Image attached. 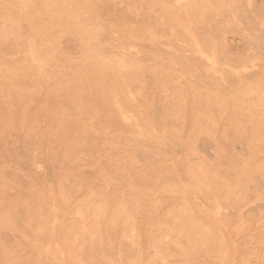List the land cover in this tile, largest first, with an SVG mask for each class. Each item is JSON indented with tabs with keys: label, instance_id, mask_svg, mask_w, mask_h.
<instances>
[{
	"label": "rangeland",
	"instance_id": "1",
	"mask_svg": "<svg viewBox=\"0 0 264 264\" xmlns=\"http://www.w3.org/2000/svg\"><path fill=\"white\" fill-rule=\"evenodd\" d=\"M84 1H0V264H264V0Z\"/></svg>",
	"mask_w": 264,
	"mask_h": 264
},
{
	"label": "bare ground",
	"instance_id": "2",
	"mask_svg": "<svg viewBox=\"0 0 264 264\" xmlns=\"http://www.w3.org/2000/svg\"><path fill=\"white\" fill-rule=\"evenodd\" d=\"M0 1H1V0H0ZM15 1H16V0H15ZM32 1H33V0H32ZM34 1H35V0H34ZM40 1H41V0H39V2H40ZM43 1H44V0H43ZM82 1H84V0H82ZM104 1H105V0H104ZM104 1H103V3L106 2V1H105V2H104ZM139 1H140V0H139ZM178 1H179V0H178ZM193 1H194V0H193ZM46 2H47V1H46ZM49 2H50V1H49ZM61 2H62V1H61ZM63 2H64V1H63ZM65 2H66V1H65ZM69 2H71V1H69ZM84 2H85V1H84ZM114 2H115V1H113V4H114ZM141 2H142V0H141ZM14 3H15V2H14ZM18 3H19V2H18ZM21 3H22V2H21ZM24 3H25V2H24ZM44 3H45V2H44ZM75 3H76V2H75ZM110 3H111V2H110ZM118 3H120V2H117L116 4H118ZM142 3H143V2H142ZM34 4H35V3H34ZM50 4H52V2H51ZM60 4H61V3H60ZM81 4H82V3H81ZM90 4H91V3H90ZM127 4H128V3H127ZM176 4H177V3H176ZM12 5H13V3H12ZM40 5L43 6L42 4H40ZM45 5H46V4H45ZM47 5H48V4H47ZM52 5H54V4H52ZM62 5H63V3H62ZM68 5H69V4H68ZM83 5H84V4H83ZM103 5H104V4H103ZM118 5H119V4H118ZM118 5H117V6H118ZM123 5H124V3H123ZM123 5H122V6H123ZM179 5H180V4H179ZM197 5H198V4H197ZM37 6H38V4H37ZM99 6H101V5H99ZM113 6H114V5H113ZM177 6H178V4H177ZM209 6H210V5H209ZM212 6H213V5H212ZM0 7H1V5H0ZM3 7H4V6H3ZM6 7H7V6H6ZM20 7H21V6H20ZM23 7H24V6H23ZM77 7H78V6H77ZM84 7H85V6H84ZM87 7H89V6H87ZM101 7H102V6H101ZM178 7H179V6H178ZM11 8H12V7H11ZM14 8H15V7H14ZM35 8H36V7H35ZM50 8H51V7H50ZM59 8H60V7H59ZM61 8H62V6H61ZM80 8H82V7L80 6ZM89 8H90V7H89ZM106 8L108 9L107 6H106ZM111 8H112V7H111ZM8 9H9V8H8ZM15 9H16V8H15ZM38 9H39V8H38ZM45 9H46V8H45ZM64 9H65V8H64ZM69 9H70V8H69ZM71 9H72V8H71ZM112 9H113V8H112ZM112 9H111V12H112ZM120 9H121V8H120ZM123 9L125 10L126 8H124V6H123ZM135 9H136V7H135ZM172 9H173V7H172ZM199 9H200V8H199ZM5 10H6V9H5ZM51 10H53V9H51ZM57 10H58V9H57ZM72 10L74 11V9H72ZM72 10H71V11H72ZM92 10H93V9H92ZM118 10H119V9H118ZM133 10H134V9H133ZM175 10H176V8H175ZM6 11H7V10H6ZM13 11H14V10H13ZM93 11H94V10H93ZM96 11H97V10H96ZM184 11H185V9H184ZM188 11H189V10H188ZM2 12H3V11L1 10V13H2ZM16 12H17V11H16ZM46 12H47V11H46ZM56 12H58V11H56ZM64 12H65V11H64ZM69 12H70V11H69ZM98 12H99V13H102V12H100V11H98ZM105 12H106V11H105ZM107 12H108V11H107ZM123 12H124V11H123ZM123 12H122V13H123ZM126 12H127V10H126ZM131 12H132V10H131ZM136 12H137V11H136ZM138 12H139V10H138ZM176 12H177V10H176ZM178 12H179V10H178ZM10 13H11V12H10ZM73 13H74V12H73ZM99 13H98V14H99ZM108 13H109V12H108ZM189 13H190V12H189ZM197 13H199V12H197ZM3 14H4V13H3ZM20 14H21V13H20ZM47 14H48V12H47ZM83 14H84V13H83ZM131 14H132V13H131ZM134 14H135V13H134ZM181 14H182V13H181ZM195 14H196V13H195ZM6 15H7V14H6ZM8 15H9V14H8ZM14 15H15V14H14ZM16 15H18V14L16 13ZM21 15L23 16V14H21ZM24 15H25V14H24ZM43 15H44V14H42V16H43ZM74 15H76V14H74ZM102 15H103V13H102ZM188 15H189V14H188ZM2 16H3V15H2ZM11 16H12V15H11ZM47 16H48V15H47ZM50 16H51V15H50ZM52 16H53V15H52ZM66 16H67V15H66ZM77 16H78V15H77ZM77 16H76V17H77ZM90 16H92V14H91ZM99 16H100V15H99ZM142 16H143V15H142ZM172 16H173V15H172ZM185 16H186V14H185ZM0 17H1V16H0ZM7 17H8V16H7ZM16 17H17V16H15V18H16ZM30 17H31V16H30ZM39 17H40V16H39ZM45 17H46V15L44 16V18H45ZM60 17H61V16H60ZM67 17H68V16H67ZM76 17H75V18H76ZM187 17H188V16H187ZM11 18H12V17H11ZM20 18H22V17L20 16ZM31 18H32V17H31ZM46 18H48V17H46ZM55 18H56V17H55ZM95 18H96V16H95ZM110 18H111V17H110ZM119 18H120V17H119ZM132 18H133V17H132ZM134 18H135V17H134ZM140 18H141V17H139V19H140ZM162 18H163V17H162ZM170 18H171V17H170ZM174 18H175V17H174ZM185 18H186V17H185ZM188 18H190V15H189ZM188 18H187V19H188ZM3 19H4V18H3ZM7 19H8V18H7ZM13 19H14V18H13ZM13 19H11V20H13ZM23 19H24V18H23ZM29 19H30V18H29ZM57 19H58V18H57ZM65 19H66V18H65ZM65 19H64V20H65ZM67 19H68V18H67ZM135 19H136V18H135ZM135 19H134V20H135ZM175 19H176V18H175ZM4 20H5V19H4ZM9 20H10V19H9ZM9 20H8V21H9ZM20 20H22V19H20ZM26 20H27V19H26ZM26 20H23V23H25ZM49 20H50V19H49ZM79 20H80V19H79ZM79 20H78V21H79ZM82 20H83V19H82ZM94 20H95V19H94ZM136 20H137V19H136ZM140 20H141V19H140ZM181 20H183V19H181ZM181 20L178 21V19H176V22H177V21L180 22ZM190 20H191V18H190ZM190 20H189V21H190ZM192 20H193V19H192ZM24 21H25V22H24ZM52 21H53V20H52ZM67 21H68V20H67ZM103 21H104V20H103ZM142 21H143V20H142ZM147 21H148V19H147ZM149 21H151V20H149ZM160 21H161V20H160ZM0 22H1V21H0ZM4 22H5V21H4ZM4 22H3V23H4ZM9 22H10V21H9ZM15 22H16V21H15ZM40 22H41V21H40ZM46 22H47V21H46ZM48 22H49V21H48ZM55 22H56V20H55ZM61 22H62V21H61ZM71 22H72V21H71ZM108 22H109V21H108ZM140 22H141V21H140ZM143 22H144V21H143ZM143 22H142V23H143ZM162 22H163V21H162ZM178 22H177V23H178ZM183 22H184V21H183ZM185 22H186V21H185ZM185 22H184V23H185ZM3 23H2V24H3ZM7 23H8V22H7ZM20 23H22V22H20ZM28 23H29V21H28ZM32 23H33V22H32ZM49 23H52V22H49ZM73 23H75V22H73ZM96 23H97V22H96ZM144 23H145V22H144ZM149 23L152 24L153 22H149ZM155 23H156V22H155ZM190 23H191V22H190ZM2 24H0V26H1L0 31L2 30V27L4 28V26H5L6 23L4 24V26H2ZM29 24H31V23H29ZM29 24H28V25H29ZM44 24H45V23H44ZM46 24H47V23H46ZM62 24H63V23H62ZM103 24H104V23H103ZM106 24H108V23H106ZM106 24H105V25H106ZM153 24H154V23H153ZM181 24H182V22H181ZM181 24H180V26H181ZM10 25H11V24H10ZM34 25H35V24H34ZM49 25H50V24H49ZM98 25H99V24H98ZM110 25H111V24H110ZM186 25H187V24H186ZM186 25H185V26H186ZM7 26H9V25H7ZM11 26H12V25H11ZM18 26H19V25H18ZM18 26H17V27H18ZM54 26H55V25H54ZM54 26H53V27H54ZM95 26H96V25H95ZM149 26H150V25H149ZM161 26H162V25H161ZM178 26H179V24H178ZM185 26H184V27H185ZM187 26H188V25H187ZM9 27H10V26H9ZM9 27H8V28H9ZM36 27H37V26H36ZM38 27H39V26H38ZM55 27H58V26L56 25ZM76 27H77V26H76ZM184 27H183V28H184ZM14 28H16V27L14 26V27H13V30H14ZM60 28H61V27H60ZM63 28H64V27H63ZM65 28H66V27H65ZM77 28H78V27H77ZM115 28H116V27H115ZM117 28H118V27H117ZM158 28H159V27H158ZM176 28H178V27H177V24H176ZM6 29H7V28H6ZM6 29H5V30H6ZM27 29L29 30V28H27ZM49 29H50V28H49ZM85 29H86V28H85ZM95 29H96V28H95ZM156 29H157V28H156ZM178 29H179V28H178ZM178 29H177V30H178ZM189 29H191V27H190ZM5 30H4V31H5ZM10 30H11V29H10ZM18 30H19V29H18ZM37 30H38V29H37ZM50 30H51V29H50ZM65 30H67V28H66ZM72 30H74V29H72ZM76 30H78V29H76ZM99 30H100V29H99ZM115 30H117V29H115ZM2 31H3V30H2ZM30 31H32V29H31ZM44 31H45V30H44ZM79 31H80V30H79ZM155 31H156V30H155ZM182 31H183V30H182ZM7 32H8V31H7ZM12 32H13V31H12ZM16 32H17V31H16ZM18 32H19V31H18ZM61 32H62V31H61ZM96 32H97V31H96ZM104 32H105V30H104ZM156 32H157V31H156ZM186 32H187V31H186ZM5 33H6V32H5ZM10 33H11V32H10ZM31 33H32V32H31ZM59 33H60V32H59ZM157 33H158V32H157ZM13 34H14V33H13ZM17 34H18V33H17ZM42 34H43V33H42ZM42 34H41V35H42ZM72 34H73V33H72ZM154 34H155V32H154ZM174 34H175V33H174ZM185 34H186V33H185ZM0 35H2V32H1ZM7 35H8V34H7ZM19 35H20V34H18V37H17V38H19ZM25 35H26V34H25ZM44 35H45V34H44ZM67 35H69V34H67ZM87 35H88V33H87ZM156 35H157V34H156ZM163 35H164V34H163ZM5 36H6V35H5ZM8 36H9V35H8ZM36 36H37V35H36ZM42 36H43V35H42ZM71 36H72V35H71ZM90 36H91V35H90ZM9 37H10V36H9ZM9 37H8L7 39H9ZM29 37H31V36H29ZM37 37H39V36H37ZM69 37H70V36H69ZM72 37H73V36H72ZM85 37H86V36H85ZM99 37H100V36H99ZM116 37H117V36H116ZM17 38H15V39L17 40ZM26 38H27V37H26ZM31 38H32V37H31ZM44 38H45V37H44ZM65 38H66V37H65ZM165 38H166V37H164L163 39H165ZM4 39L7 40L6 38H4ZM10 39H11V38H10ZM20 39H21V38H20ZM24 39H25V38H24ZM27 39H28V38H27ZM29 39H30V38H29ZM39 39H40V38H39ZM87 39H88V38H87ZM118 39H119V38H118ZM191 39H192V38H191ZM191 39H190V40H191ZM194 39H195V38H193L192 41H193ZM1 40H2V39H1ZM5 40H4V41H5ZM13 40H14V39H13ZM18 40H19V39H18ZM30 40H31V39H30ZM32 40H33V39H32ZM79 40H80V39H79ZM159 40H160V38H159ZM161 40H162V39H161ZM161 40H160V42H161ZM10 41H11V40H10ZM10 41H9V42H10ZM23 41H24V40H23ZM28 41H29V40H27V42H28ZM41 41H42V40H41ZM41 41H40V42H41ZM83 41H84V40H83ZM90 42H91V41H90ZM124 42H125V41H124ZM135 42H136V41H135ZM162 42H163V41H162ZM11 43H12V42H11ZM34 43H35V42H34ZM50 43H51V42H50ZM57 43H58V42H57ZM115 43H116V42H115ZM138 43H139V42H138ZM1 44H2V43H1ZM18 44H19V43H18ZM39 44H40V43H39ZM43 44H44V43H43ZM46 44H47V43H46ZM155 44H156V43H155ZM160 44H161V43H160ZM34 45H36V44H34ZM41 45H42V44H41ZM91 45H92V44H91ZM123 45H124V44H123ZM149 45H150V44H149ZM158 45H159V44H158ZM193 45H194V44H193ZM193 45H192V46H193ZM215 45H216V44H215ZM215 45H214V46H215ZM2 46H4V45H2ZM10 46H11V45H10ZM29 46H31V45H29ZM38 46H39V45H37V47H38ZM43 46H44V45H43ZM47 46H48V45H47ZM57 46H58V45H57ZM79 46H80V45H79ZM81 46H83L82 43H81ZM154 46H155V45H154ZM195 46H197V48H198L197 42H196V45H195ZM119 47H120V46H119ZM143 47H144V46H143ZM146 47H147V46H146ZM215 47H216V46H215ZM215 47H214V48H215ZM4 48H5V47H4ZM12 48H13V47H12ZM12 48H11V50H12ZM15 48H16V47H15ZM50 48H51V47H50ZM78 48H80V47H78ZM83 48H84V47H83ZM86 48H87V47H86ZM90 48H91V47H90ZM107 48H108V47H107ZM150 48H151V47H150ZM152 48H153V47H152ZM156 48H157V47H156ZM156 48H155V49H156ZM212 48H213V46H212ZM214 48H213V50H214ZM31 49H32V48H31ZM34 49H35V46H34ZM209 49H210V48H209ZM217 49H218V48H217ZM1 50H2V49H1ZM1 50H0V51H1ZM19 50H20V49H19ZM19 50H18V51H19ZM29 50H30V49H29ZM53 50H54V49H53ZM53 50H51V51H53ZM90 50H91V49H90ZM130 50H131V49H130ZM196 50H197V49H196ZM20 51H21V50H20ZM26 51H27V50H26ZM33 51H34V50H33ZM77 51H78V50H77ZM80 51H81V49H80ZM96 51H97V50H96ZM114 51H115V50H114ZM124 51H125V50H124ZM131 51H132V50H131ZM144 51H145V50H144ZM1 52H2V51H1ZM3 52H4V51H3ZM9 52H11L10 49H9ZM16 52H17V51H16ZM34 52H35V51H34ZM47 52H48V51H47ZM82 52H83V51H82ZM84 52H85V51H84ZM132 52H134V51H132ZM132 52H130V53H132ZM153 52H154V51H153ZM195 52L197 53V51H195ZM215 52H216V51H215ZM218 52H219V51H218ZM222 52H223V51H222ZM5 53H6V52H5ZM7 53H8V52H7ZM27 53H28V52H27ZM45 53H46V51H45ZM53 53H54V52H53ZM86 53H87V51H86ZM91 53H92V52H91ZM141 53H142V52H141ZM147 53H148V52H147ZM200 53H201V52H200ZM202 53H203V52H202ZM1 54H2V53H1ZM31 54H32V53H31ZM46 54H47V53H46ZM56 54H57V52H55V54H54L53 56H51V57H54ZM59 54H60V53H59ZM81 54H83V53H81ZM89 54H90V53H89ZM94 54H95V53H94ZM137 54H138V53H137ZM143 54H144V53H143ZM160 54H161V53H160ZM198 54H199V53H198ZM209 54H210V52H209ZM2 55L4 56V54H2ZM6 55H7V54H6ZM20 55H21V54H20ZM29 55H30V54H29ZM32 55H33V54H32ZM32 55H31V56H32ZM49 55H51V53H50ZM62 55L64 56V55H66V54L63 53ZM78 55H79V54H78ZM83 55H84V54H83ZM122 55H123V54H122ZM199 55L201 56V54H199ZM206 55H207V54H206ZM211 55H213V53H211ZM21 56H23V55H21ZM33 56H34V55H33ZM33 56H32V57H33ZM47 56H48V55H47ZM66 56L69 57L68 55H66ZM76 56H77V55H76ZM92 56H93V55H92ZM94 56H95V55H94ZM94 56H93V57H94ZM103 56H104V55H103ZM108 56H109V55H108ZM116 56H117V54H116ZM123 56H125V55H123ZM142 56H143V55H142ZM147 56H148V55H147ZM149 56H150V55H149ZM6 57H7V56H6ZM13 57H14V56H13ZM15 57H16V56H15ZM15 57H14V58H15ZM26 57H27V56H26ZM26 57H25V58H26ZM48 57H50V56H48ZM64 57H65V56H64ZM67 57H66V58H67ZM79 57H80V56H79ZM79 57H78V58H79ZM81 57H82V56H81ZM84 57L86 58L85 55H84ZM84 57H83V58H84ZM87 57H88V56H87ZM105 57H106V56H105ZM144 57H145V56H144ZM150 57H153V56H150ZM201 57H202V58H206V56H204V57L201 56ZM17 58H18V56H17ZM19 58H20V57H19ZM25 58H24V59H25ZM27 58H28V57H27ZM45 58H46V57H45ZM66 58H65V59H66ZM119 58H121V57H119ZM147 58H148V57H147ZM212 58H214V57H212ZM212 58H211V59H212ZM6 59H7V58H6ZM11 59H12V58H11ZM28 59H29V58H28ZM33 59H34V58H33ZM54 59H55V58H54ZM62 59H63V58H62ZM109 59H110V57H109ZM150 59H151V58H150ZM153 59H154V58H153ZM15 60H16V59H15ZM41 60H42V59H41ZM56 60H57V59H56ZM79 60H80V59H79ZM141 60H142V59H141ZM205 60H206V59H205ZM10 61H11V60H10ZM13 61H14V60H12V62H13ZM16 61H17V60H16ZM18 61H19V60H18ZM22 61H23V60H22ZM28 61H29V60H28ZM39 61H40V60H39ZM49 61H50V60H49ZM51 61H52V60H51ZM62 61H63V60H62ZM62 61H61V62H62ZM70 61H72V60H70ZM82 61H83V60H82ZM85 61H86V60H85ZM116 61H117V60H116ZM213 61H214V59H213ZM4 62H6V61H4ZM14 62H15V61H14ZM19 62H20V61H19ZM40 62L42 63V61H40ZM55 62H56V61H55ZM58 62H59V61H58ZM130 62H131V61H130ZM132 62H133V61H132ZM161 62H162V60H161ZM217 62H219V61H217ZM1 63H2V62H1ZM8 63H9V62H8ZM15 63H16V62H15ZM33 63H34V62H33ZM43 63H44V62H43ZM49 63H51V62H49ZM49 63H48V64H49ZM67 63H68V62H67ZM95 63H96V62H95ZM99 63H100V62H99ZM109 63H111V62H109ZM211 63H212V62H211ZM214 63H215V62H214ZM18 64H19V63H18ZM86 64H87V63H86ZM96 64H98V63H96ZM117 64H119V63H117ZM122 64H123V63H122ZM147 64H148V63H147ZM159 64H160V63H159ZM2 65H3V64H1V66H2ZM8 65H9V64H8ZM20 65H21V64H20ZM25 65H26V64H25ZM49 65H50V64H49ZM49 65H48V66H49ZM54 65H55V64H53L52 66H54ZM108 65H109V64H108ZM108 65H107V66H108ZM120 65H121V64H120ZM153 65H154V64H153ZM219 65H220V64H219ZM17 66H18V65H17ZM59 66H60V64H59ZM59 66H58V68H59ZM66 66H67V65H66ZM70 66H71V63H70ZM73 66H74V65H73ZM80 66H81V65H80ZM86 66H87V65H86ZM103 66H104V65H103ZM158 66H159V65H158ZM213 66H216V65H213ZM15 67H16V65H15ZM21 67H22V66H21ZM61 67H63V66H61ZM92 67H93V66H92ZM109 67H110V66H109ZM117 67H118V66H117ZM127 67H128V66H127ZM134 67H135V66H134ZM136 67H137V66H136ZM211 67H212V66H211ZM216 67H217V66H216ZM219 67H223L222 64H221V66H219ZM1 68H2V67H1ZM9 68H10V67H9ZM12 68H13V67H12ZM17 68H18V67H17ZM24 68H25V67H24ZM44 68H45V67H44ZM51 68H52V67H51ZM55 68H56V67H55ZM67 68H69V67H67ZM119 68H120V67H119ZM10 69H11V68H10ZM10 69H9V70H10ZM26 69H27V68H26ZM30 69H31V68H30ZM49 69H50V67H49ZM72 69H73V68H72ZM81 69H82V68H81ZM88 69H89V68H88ZM116 69H117V68H116ZM126 69H127V68H126ZM134 69H135V68H134ZM231 69H232V68H231ZM39 70H40V69H39ZM47 70H48V69H47ZM54 70H56V69H54ZM75 70H77V69H75ZM222 70H223V68H222ZM229 70H230V69H229ZM232 70H233V69H232ZM49 71H50V70H49ZM51 71H52V70H51ZM59 71H61V70H59ZM67 71H68V70H67ZM73 71H74V70H73ZM83 71H84V70H83ZM83 71H82V72H83ZM90 71H92V70H90ZM121 71H123V70H121ZM223 71H226V70H223ZM53 72H54V71H53ZM74 72H75V71H74ZM235 72H236V71H235ZM51 73H52V72H51ZM62 73L65 74L63 71H62ZM75 73H76V72H75ZM77 73H78V72H77ZM85 73H86V72H85ZM90 73H91V72H90ZM150 73H151V72H150ZM11 74H12V72H11ZM26 74H27V73H26ZM56 74H57V73H56ZM127 74H128V73H127ZM134 74H135V73H134ZM212 74H213V73H212ZM221 74H222V73H221ZM53 75H54V74H53ZM53 75H51L52 78H54ZM88 75H89V73H88ZM91 75H94V74H91ZM117 75H118V74H117ZM152 75H153V72H152ZM224 75H225V73H224ZM224 75H223V76H224ZM236 75H238V73H236ZM236 75H235V76H236ZM20 76H21V75H20ZM56 76H58V75H56ZM64 76H65V75H64ZM94 76H95V75H94ZM120 76H121V75H120ZM132 76H133V75H132ZM217 76H218V75H217ZM0 77H1V76H0ZM44 77H45V76H44ZM47 77H48V76H47ZM75 77H77V75H76ZM121 77H122V76H121ZM220 77H221V76H220ZM50 78H51V77H50ZM52 78H51V79H52ZM56 78H57V77H56ZM56 78H55V80H56ZM62 78H64V77H62ZM65 78H67V77H65ZM224 78H226V77H224ZM57 79H58V78H57ZM59 79H60V78H59ZM70 79H71V78H70ZM72 79H73V78H72ZM78 79H79V76H78ZM92 79H93V76H92ZM136 79H137V78H136ZM221 79H222V77H221ZM221 79H220V80H221ZM26 80H27V78H26ZM26 80H25V81H26ZM41 80H42V79H41ZM61 80H62V79H61ZM61 80H60V81H61ZM63 80H65V79H63ZM93 80H94V79H93ZM225 80H226V79H225ZM56 81H57V80H56ZM56 81H55V82H56ZM80 81H81V80H80ZM108 81H109V80H108ZM128 81H129V80H128ZM2 82H3V80H2ZM6 82H7V81H6ZM26 82H27V81H26ZM36 82H37V81H36ZM50 82H51V81H50ZM53 82H54V81H53ZM53 82H51V83H53ZM62 82H63V81H62ZM69 82H70V80H69ZM226 82H227V80H226ZM226 82H225V83H226ZM51 83H50V84H51ZM56 83H57V82H56ZM72 83H74V82H72ZM72 83H71V84H72ZM223 83H224V81H223ZM225 83H224V84H225ZM258 83H259V82H258ZM28 84L31 85V83H28ZM58 84H59V83H58ZM111 84H114V83L112 82ZM210 84H211V83H210ZM1 85H2V84H1ZM8 85H9V84H8ZM10 85H11V84H10ZM10 85H9V86H10ZM54 85H55V83H54ZM59 85H60V84H59ZM59 85H58V86H59ZM83 85H84V84H83ZM124 85H125V84H124ZM133 85H134V83H133ZM263 85H264V84H263ZM56 86H57V84H56ZM56 86L54 87V90L60 88V87H56ZM60 86H61V85H60ZM79 86H81V85H79ZM89 86H90V85H89ZM91 86H92V85H91ZM211 86H212V84H211ZM220 86H221V85H220ZM242 86H243V85H242ZM61 87H62V86H61ZM63 87H65V86H63ZM84 87H85V86H84ZM86 87H87V86H86ZM98 87H99V86H98ZM112 87H113V85H112ZM137 87H138V86H137ZM142 87H143V86H142ZM142 87H141V88H142ZM41 88H44V87H41ZM47 88H48V87H47ZM51 88H52V87H51ZM55 88H56V89H55ZM67 88H68V87H67ZM80 88H81V87H80ZM87 88H88V87H87ZM113 88H115V87H113ZM222 88H223V87H222ZM122 89H123V88H122ZM63 90H64V89H63ZM65 90H66V89H65ZM68 90H69V89H68ZM79 90H80V89H79ZM81 90H82V88H81ZM97 90H98V89H97ZM126 90H127V89H126ZM128 90H129V89H128ZM236 90H237V89H236ZM243 90H244V88H243ZM245 90H248V89H245ZM9 91H10V90H9ZM58 91H59V89H58ZM87 91H88V90H87ZM104 91H105V90H104ZM237 91H238V90H237ZM239 91H240V90H239ZM60 92H61V90H60ZM65 92H67V91H65ZM68 92H69V91H68ZM70 92H71V91H70ZM75 92H76V91H75ZM85 92H86V91H85ZM110 92H111V91H110ZM244 92H245V91H244ZM254 92H255V91H254ZM1 93H2V91H1ZM48 93L50 94L51 91L48 92ZM72 93H73V92H72ZM95 93H96V92H95ZM101 93H103V95H104V92H101ZM119 93H120V92H119ZM129 93H130L129 96H131V92H129ZM235 93H236V92H235ZM63 94H64V93H63ZM69 94H70V93H69ZM73 94H74V93H73ZM76 94H77V93H76ZM112 94H113V93H112ZM147 94H148V93H147ZM261 94H262V93H261ZM10 95H12V94H10ZM60 95H61V94H60ZM66 95H68V94H66ZM71 95H72V94H71ZM71 95H70L69 97H71ZM101 95H102V94H101ZM254 95H255V94H254ZM72 96H73V95H72ZM76 96H77V95H76ZM83 96H84V95H83ZM83 96H82V97H83ZM86 96H87V95H86ZM86 96H85V97H86ZM104 96H105V95H104ZM110 96H111V95H110ZM6 97H7V96H6ZM51 97H52V93H51ZM61 97H63V96H61ZM64 97H65V96H64ZM64 97H63V98H64ZM88 97H89V96H88ZM90 97H91V96H90ZM92 97H93V96H92ZM96 97H97V96H96ZM106 97H107V96H106ZM131 97H132V96H131ZM131 97H130V98H131ZM254 97H255V96H254ZM56 98H57V97H56ZM56 98H55V99H56ZM113 98H114V97H113ZM132 98H133V97H132ZM7 99H8V98H7ZM11 99H12V98H11ZM51 99H53V98H51ZM69 99H70V98H69ZM71 99H73V98H71ZM85 99H86V98H85ZM92 99H93V98H92ZM76 100H77V99H76ZM98 100H99V99H98ZM115 100H116V99H115ZM115 100H114V101H115ZM4 101H5V100H4ZM56 101H57V100H56ZM77 101H78V100H77ZM84 101H86V100H84ZM116 101H117V100H116ZM62 102L64 103V101H62ZM85 103H86V102H85ZM100 103H102V102H100ZM134 103H135V102H134ZM75 104H76V103H75ZM79 104H81V103H79ZM114 104H115V103H114ZM115 105H116V104H115ZM141 105H142V104H141ZM65 106H66V105H65ZM77 106H78V104H77ZM79 106H80V105H79ZM79 106H78V107H79ZM86 106H87V105H86ZM91 106H92V105H91ZM118 106H119V108L121 107L119 104H118ZM66 107H67V106H66ZM78 107H77V108H78ZM92 107H93V106H92ZM88 108H89V107H88ZM79 109H80V108H79ZM120 109H121V108H120ZM97 110H98V109H97ZM95 111H96V110H95ZM130 111H131V110H130ZM131 112H132V111H131ZM71 114H72V113H71ZM81 114H82V113H81ZM121 115H122V113H121ZM129 115H130V113H129ZM122 116H123V115H122ZM124 116H125V115H124ZM126 116H127V115H126ZM129 117H130V116H129ZM131 117H132V116H131ZM121 118H122V117H121ZM132 118H133V117H132ZM132 118H131V119H132ZM125 119H126V118H125ZM128 119H129V118H128ZM125 121H126V120H125ZM127 122H128V121H127ZM235 126H236V125H235ZM236 127H237V126H236ZM239 127H241V126H239ZM242 127H244V126H242ZM238 129H239V128H238ZM234 130H235V129H234ZM237 131H238V130H237ZM232 132H233V131H232ZM234 132H235V131H234ZM240 132H241V131H240ZM260 133H261V132H260ZM198 134H199V133H198ZM241 134H242V133H241ZM205 136H206V135H205ZM242 136H243V135H242ZM245 136H246V134H245ZM257 136H258V135H257ZM259 137H260V136H259ZM207 138H208V137H207ZM243 138H244V137H243ZM244 139H245V138H244ZM260 140H261V139H260ZM174 141H175V140H174ZM257 141H259V140H257ZM57 142H58V141H57ZM153 142H154V141H153ZM175 142H176V141H175ZM47 145H48V144H47ZM59 145H61V144H59ZM62 145H63V144H62ZM249 145H250V143H249ZM254 145H255V144H254ZM256 145H257V144H256ZM256 145H255V146H256ZM259 145H261V144H259ZM246 146H247V145H246ZM261 146H262V145H261ZM262 147H263V146H262ZM179 148H180V147H179ZM249 150H250V149H249ZM81 151H83V150H81ZM262 166H264V165L262 164ZM197 167H198V166H197ZM198 168L201 169L200 167H198ZM232 170H234V169H232ZM237 170H238V168H237ZM173 171H174V170H173ZM204 171H205V170H204ZM199 172H200V171H198V173H199ZM174 173H176V172H174ZM154 174H155V173H154ZM154 174H153V175H154ZM203 175H204V174H203ZM176 176H177V175H176ZM155 177H156V175H155ZM259 177H260V176H259ZM263 177H264V176H263ZM112 178H113V177H112ZM176 178H177V177H176ZM178 178H179V177H178ZM76 179H77V178H76ZM179 179H180V178H179ZM181 180H182V178H181ZM178 181H179V180H178ZM79 182H80V181H79ZM151 183H152V182H151ZM154 186H156V185L154 184ZM146 190H147V189H146ZM159 190H160V189H159ZM148 191H149V190H148ZM157 191H158V190H157ZM178 191H179V190H178ZM89 201H90V200H89ZM185 204H186V203H185ZM188 204H189V203H188ZM181 205H183V204H180V206H181ZM82 206H83V205H82ZM122 207H123V206H122ZM193 207H194V206H193ZM180 208H181V207H180ZM94 210H95V209H94ZM97 210H98V209H97ZM76 214H77V213H76ZM175 214H177V213H175ZM77 216H79V215H77ZM168 218H169V217H168ZM82 219H83V217H82ZM169 219H170V218H169ZM171 223H172V222H171ZM191 223H192V222H191ZM193 223H194V222H193ZM166 224H167V223H166ZM172 224H173V223H172ZM82 225H83V224H82ZM181 225H182V224H181ZM162 227H163V226H162ZM76 228H77V227H76ZM115 228H116V227H115ZM168 228H169V227H168ZM100 229H101V228H100ZM116 229H117V228H116ZM161 229H162V228H161ZM76 230H78V229H76ZM164 231H165V230H164ZM164 231H163V232H164ZM167 231H170V229L167 230ZM175 231H176V230H175ZM170 232H171V231H170ZM177 232H178V231H177ZM75 234H76V233H75ZM167 234H168V233H167ZM167 234H166V235H167ZM175 234H176V233H175ZM92 235H93V234H92ZM193 235H194V234H193ZM179 237H180V236H179ZM95 239H96V238H95ZM166 239H167V238H166ZM76 240H77V238H76ZM164 240H165V239H164ZM162 241H163V240H162ZM90 242H91V241H90ZM157 242H158V241H157ZM161 243H162V242H161ZM197 243H198V242H197ZM131 244H132V243H131ZM198 244H199V243H198ZM92 245H93V244H92ZM195 245H196V244H195ZM57 246H59V245H57ZM164 246H165V245H164ZM43 247H44V246H43ZM45 247H46V246H45ZM131 247H132V246H131ZM46 248H47V247H46ZM57 248H58V247H57ZM133 248H134V247H133ZM166 248H167V247H166ZM176 249H177V248H176ZM43 250H45V249L43 248ZM58 250H59V249H58ZM167 250H168V249H167ZM168 251H169V250H168ZM63 252H64V251H63ZM100 252H101V251H100ZM170 252H171V251H170ZM59 253H60V252H59ZM171 255H172V254H171ZM169 262H170V261H169Z\"/></svg>",
	"mask_w": 264,
	"mask_h": 264
}]
</instances>
